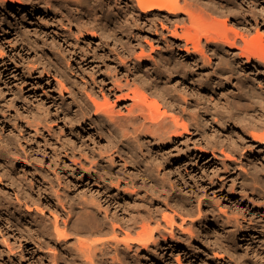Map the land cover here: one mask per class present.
I'll return each mask as SVG.
<instances>
[{
  "label": "rangeland",
  "instance_id": "obj_1",
  "mask_svg": "<svg viewBox=\"0 0 264 264\" xmlns=\"http://www.w3.org/2000/svg\"><path fill=\"white\" fill-rule=\"evenodd\" d=\"M45 1L48 2L47 4H49V2L51 3V4H49V7L50 6L52 7L53 3L56 4L55 0H50V1L49 0H21V2L24 4H22V6H17V7L12 8V9L11 8L8 9V8H5L2 5H0V48L3 50V52L5 54L4 57H1V55H0V60L3 59L4 61H6L5 64H8L11 67V73H10L11 75H8V73H6L5 77H3L4 80L7 79L8 85H5L4 81H0V137H1L0 138L1 139L0 140V146H1L0 149L4 150V152L6 153V154H3L4 152L1 150L2 153L0 155V156H2V157H0V165H1L0 166V181H1L0 182V205H1L0 206L1 207L0 208V264H50V263L52 264L51 259L54 256L57 257V260L59 258L58 261H60V262L57 261L58 262L57 264H64V262H65V264H67V263L71 264L72 263V259H71L72 253H73V251H75L74 249L77 245V242H76L77 238H75L74 236L79 237L81 235L80 237L83 238V236H82L83 233L78 235L76 233L71 232L73 235L71 234V239L68 241L66 246L65 245H59L57 243V240L55 239V234H53L54 233L53 224L55 225V221H54L55 218L53 217L52 214L55 211V209L53 208V204L55 202H56L55 204H58V202L54 198L55 196H49V195H52V193L55 194V190H57L56 191L57 194L60 193V195L63 196L64 199H67L66 200L67 202L70 200V204H74V205L78 204L79 206L76 205V207H81L80 204L83 205V198H84L83 194H84L85 198H88V199L91 197V195H95L94 197H91V198L92 199L93 198H99L100 199V197L102 196L101 198L103 200H105L106 199L105 193H106V191H108V190H105L104 188L100 187L102 185L93 182V180L88 176H86V178L83 181V178H82L83 177V170L81 171V169H79V171H77L75 173L68 171L69 169L66 167V165L68 162H69V164H71V160H66V159L64 160L63 159L64 158L63 157L64 156L63 149L62 150L60 149V147L62 148V146H60L62 144L61 141H57L56 138L50 137V135L46 131H43L44 133L42 132L40 134L43 136L37 135V133L34 132L35 131L34 127H33L34 123L31 120L34 115L37 116V115L42 114L41 112H43V113L45 112V114L48 112L49 117H48V113L46 115L43 114L42 116H43V118L46 117V119L49 121H52L51 120L52 118H50L52 116L55 118H58L60 116L62 117L63 115L62 114L60 115L61 110L59 112L55 113L56 108L52 109L50 106H48L49 104H48L47 95H49L50 92H55L56 95L58 94V91L56 92V89H57V86H56L57 82H55L56 80L49 82L48 79L43 77L42 78V80H43L42 85H38L37 91L35 93L34 92L31 93V90L29 88L24 89V86H26V85H24V83H25V79H27V76L26 77L23 76V78H22V75L26 73V71L28 70V67L33 65V64H36V63H37V65L40 64L42 67L49 66L47 64H49L50 57H52L55 54L57 55L59 52L67 51L70 48V45H68L69 42L72 41V39L75 40L76 39L75 36H78L81 38L80 41L82 42L81 45H82L83 50H86V51L89 50L90 55H92V56H97V54L100 55V56H97V58L94 57V59L98 63V64L97 63H95V64L98 66H101V67L104 65H109V62L107 64L102 65L101 60H102V57H104V56L109 55L107 60H112L117 55L124 56V58H125L126 57L125 54L127 53L128 55L127 54L126 55L128 56V58L127 57L126 58H127V60H129L131 58V56H133L134 54H138L137 52H139V50L142 49L141 47H143V46H144L143 47L144 49L147 48L146 50L150 51V53L148 52L149 54H152L153 56H155L157 58L160 55H162V56L164 55V57L165 56L168 57V56H173V54L174 55L177 54L179 56L177 57L176 60L179 59L178 62H180V63L182 62L184 64L188 60H191L189 58H186V56H187L186 52H180L179 50L177 51V49H175V47L177 46V43L179 44L182 41H177V43H176V41L172 38L171 34L168 31H167V33H166V31L162 33V28H161L160 24H158V26L161 29V31L159 30L161 33L159 31H155V29H153L152 27L150 28V26H145L143 24L141 25L142 28H140L141 26H137V27H133L134 29L133 28L127 29V27L125 26L126 22H122V20L116 21L119 18V16L117 15L119 9L123 10L122 8H123V6H125V4L122 3L121 0H118L119 2L117 0H101V1H99V0L98 1L97 0H86L85 5L83 4V7L71 5L70 6L71 8L75 7L73 9L75 12H77V13L79 12L80 15L82 14L83 21H84L83 27L87 26V28L85 27L86 29H89V28L93 29L94 28L93 30L92 29L91 30L95 31V32H89L90 34L87 32H83V35L82 34L78 35V33H77L78 25L74 24V25L69 26L68 22L64 19L63 13L64 14L67 13L66 9L65 10L61 9V11L59 9L57 10V8H55V6H54L55 4H53V6H54L53 9H55L56 10L55 11V10L49 8L48 5H46ZM202 1L200 0L199 1L200 3H197V4H196V2H194L196 4L195 8L198 7V8H201L200 10H202V8L206 7L204 5V3H207V0H204L205 1V2L203 1L204 3ZM215 2H216L215 4L216 5L218 4L219 7L218 6L216 7V5H215V6H213L215 8H210V9L204 8L205 10L203 9V13H202V11L201 12L198 11V12H200V14L202 13L201 14L202 16H205V13L207 14L205 16L206 21H204L205 19L204 20L202 19V20L208 26L212 24L211 26H209L211 28H212L213 24H215V23H213L215 21V19H218L221 21L222 20L227 21L226 27H225L224 23L222 24L223 26L221 25V27H218V25H220V24H217V26H215V25L213 26V27H215L214 30L210 29L211 31H214L215 33L218 34L220 31L225 29L224 33L230 32L232 35L235 32H237V33H240L238 35H240V36L244 35V37H246L245 36V34H246L247 35L246 39L249 40L250 38H252V42H253V38H256V42H254L255 44L258 43V40L260 38H262V36L264 38V12H263L264 11V0H218V2L216 0ZM41 3H42V5H41ZM97 3H98V5H97ZM201 3L204 5V7H202L203 5H198ZM62 7L65 8L66 6L63 4ZM110 7H111V9H110ZM87 8H88V10H87ZM105 8L106 9L109 8V9H107V12H106ZM77 9H78V11H77ZM204 11H205V13H204ZM88 16L89 17L91 16L90 19ZM182 16L184 17V15H182ZM95 19H96V21H95ZM113 20H114V22H113ZM104 23H105L106 27L104 26ZM120 23H122V24H120ZM201 23H202V21H201ZM216 23H218V22H216ZM123 24H124V26H123ZM64 25H66V26H64ZM118 25H120V26H118ZM202 25H203V23L201 25H199V27L203 28L206 26V25H204V26H202ZM208 26H207V28H209ZM64 27L67 30L66 33L62 32ZM122 27L125 30L121 29ZM216 27H218L217 30H216ZM95 28H96V30H95ZM219 28L220 29L222 28V29L220 30ZM103 30H104V32H103ZM113 30H114V32H113ZM123 31L124 32L127 31V32L124 33ZM106 32H107V34H106ZM257 32H261L262 35L258 34ZM92 33H96V36L92 35ZM115 33H117V34L115 35ZM66 34H69V35H66ZM70 34L72 35V37H70L71 36ZM105 34H106V37H105ZM146 34H147V37H146ZM167 34H168V36H167ZM220 34H222V33L220 32L219 35ZM236 34L233 37L240 38V36H237ZM110 35H111V37H110ZM162 35H164L165 37ZM256 35L257 36L259 35V36L255 37ZM126 36H127V38H126ZM160 36H162V37H160ZM163 38H166V39H163ZM120 39H122V40H120ZM124 39H126V42ZM136 40L140 43H138ZM148 40H151V41H148ZM254 41H255V39H254ZM119 42L120 43L125 42V43L122 46ZM149 42L152 43L154 45V47L147 44ZM126 43L129 45L133 44L132 45L133 47L137 46V47H135V51L133 50L132 52H130V51L126 50L124 48V45ZM164 43H165V45H164ZM137 44L139 45V47ZM166 44H167V46H166ZM95 45H97L98 47ZM258 45H260V44L258 43ZM222 46L220 48L215 47L213 42H212L211 45L208 46L210 48H208L206 46L204 47L205 52L206 53L208 52L207 55L211 56L210 59L212 61L210 60V62L207 59H206L207 61L202 62L203 60L199 58L200 55H197L198 58H196V65L197 66H196V72L195 73L198 74V76H197V79H198L197 84L198 85L195 84V88L200 91L197 94L194 93V92H196V91H194L196 89L190 88V86L188 87L187 84H190V81H188V77L180 75L182 73H179L178 75H172V77L169 78V80H168L169 82L165 80L167 82V84L170 85V87H171V88L169 87L170 91L171 92L173 91L172 93H174L176 95H179V92H180V94H182V93L183 94H187V93L188 94H194L195 99H198V101L201 102V100H204L202 98H205V97L207 98V97H209V94H210V96L212 98L214 97L216 99L215 100L216 104L214 103L212 105L213 107H216L217 104L219 106L220 103L223 105L225 104V106L220 105L219 106L220 108H218L219 112L221 113L219 116L220 117V119H219L220 124L215 122L212 119L213 116H211V115L213 113L206 115L205 114L206 110H204L203 105H202V107L199 106V102H198L197 107H201V108L200 109L197 108V109H199V111L202 113V115L204 113V115H205L204 118H207V120H209V121H206V120L203 121L205 123L208 122L207 123L208 125H205V123H202L203 126L201 124V128L202 127L203 128L202 129L199 128V130H200L199 133H197V134L195 133V136L193 138L196 141L194 139H192L190 141V135H186V138L185 137L184 138L188 139V140H185L184 138L182 140L181 139L177 140V141L175 140L174 143L172 142L168 146H163V147L157 146L158 144L153 142L152 143L153 147L151 148V150L149 152H147L146 157L149 160L151 159V161H154V162L156 161V163L158 165L156 167H158V168L154 167L155 170H153V171H155V172H153V171L150 172V174L147 175L148 177L146 175H144V177L142 175H140V170L138 169L139 167L137 165H134L133 163H129V164H127L129 168L126 169L125 167H122V166H124V162L122 160H119V158H116L115 163H114V167H115V165H116V167L114 170H116V172H118V169H119V171L122 170V172L124 173V174L121 173V175H120L121 176L120 185L121 186L125 185V188L123 186L124 189H121L122 187L120 186L121 188L119 191L117 189H110V191H112L113 194L116 195L117 199H119L123 202L120 205L121 207L118 208V210H117L120 215H124L125 213H127L129 206L130 207L140 206L141 211H143V209H145V208L157 209V208H161V206H162L161 214L165 213V212L167 213V211H168V213H172V212H175L176 214L180 213L179 216L185 217V219L187 221V222L185 221L186 228H190L193 224L192 222L199 220V218H198L199 217V215H198L199 210L198 209H200L202 211V214L206 215L209 219H211L212 222H213V219H215V218L216 219L218 218L220 220V222L218 223L219 225L222 224L223 222H225L227 225V231H228V233L229 232L230 233L224 234L225 230H223L222 227H218V226L216 227V225H214L215 222L212 223L210 221L209 224H205V223H202V224L198 223L197 224L196 223L195 224L196 228L194 226H192L194 228V229L193 228L192 229H193V235L195 237L194 236L191 237L190 233H187V235L184 233L185 236L183 235V238L185 240H187L186 238L190 239V237H191V239H193L192 240L193 243L191 242L192 243L191 247L199 248L202 251L201 253H198L195 256H191L189 254L187 255V253H186V252H188L187 247H184V245H178V244L171 245L172 246L171 247V246H169L171 242L168 241L167 243H162L159 247H154L153 248L154 250H151L150 253L140 254V256L137 259V260H139V262L137 261L136 264H138V263L139 264H228L229 262H230L229 264H231L233 261H234L233 263L236 264L237 263V262H235L236 260L232 259V257H233L232 251L235 252L236 255L239 256L240 260H243V261H240L241 263L239 262L240 264H245L246 262H247L246 264H251V263L253 264L254 261H256V260L258 261V258L261 255V254H258L259 256L257 257L256 256L257 252L262 253L264 256V253H263L264 247L262 248V241H263L262 239H264V225H263L264 220H260V217L264 219V187H263L264 186V146H263V143L253 142L252 140H250V139H252L251 137H246V135L242 132L243 130L240 129L242 127H236L231 122H226V120H225V124H223L224 121L221 122L222 117L225 119H228V120L231 119L229 117V116L233 117L232 114H230L231 112H233L234 117H236L237 114L239 117H241V120H242L241 123L246 124V122H249L250 119L249 118L245 119L244 114L240 113L239 106L237 105L238 104L237 100H238L239 96L236 93H239L238 90H240V89H238L240 86L238 84H240V83H238L237 80L240 78H244V79H247V81L254 82L252 84L255 87L257 85L256 88L264 96V74H263L264 73V65H261V64L256 63V62L247 63V61L244 60V58H240L239 56L236 57V55H234L235 52H237V51L232 53V50H230L227 47V45L223 44ZM92 47H93V49H92ZM169 47H171V48H169ZM138 48H140V49H138ZM154 48L156 50L153 51ZM223 48H224V50L226 49V51H224ZM212 49H214V50H212ZM110 50H111V53H110ZM146 50H145V52L147 54ZM227 50H229V51H227ZM93 51H95L96 53L94 54ZM116 51L119 54L116 53ZM211 51L213 52L212 54H211ZM215 52H217V53H215ZM226 52H229V53L227 54ZM130 54H132V55H130ZM129 55H130V58H129ZM181 55H183L185 58L183 56L181 57ZM223 55H224V57H223ZM217 56L218 57L221 56V58L218 59ZM231 57H232V59H231ZM226 58H227V60H226ZM91 59H93V57L90 58V61H91ZM185 59H186V61H185ZM222 59L224 62L232 65V66L229 65V67H228V64H226L227 68H229V70L226 69V71H223L221 69V67L219 66L218 63ZM216 60H218V61L216 62ZM228 60H230V62H232L233 64H231ZM194 61L195 60H192V62H194ZM0 63L2 64L3 62H0ZM145 63L146 62H144V64ZM95 64H93L91 67L94 69L93 72H95L96 69L97 70L99 69V67H97V68L95 67L96 66ZM112 64H113V66H112ZM130 64L132 66V62H130ZM115 65L116 64H114V63H110V65H109L112 67V68L110 67L109 70L110 71L114 70V72L116 73L115 74L114 72H112V75L118 74V76H119L120 74H122L120 76H124L123 73L126 74V71L121 70L119 68H118L119 70L115 69L116 68ZM207 65H209L210 68ZM134 66L135 65L133 63L132 68ZM144 67L147 68V67H149V65L145 64ZM230 67H231V70H230ZM89 68L90 67H87L86 69L83 70L84 72H81L78 67L77 68L75 67V69L71 73L73 80L75 79L77 81H81L83 79V82H85L86 81L85 79L88 78L87 81L88 80L90 81L89 77L92 76L94 73L92 72L93 69L90 68V70H89ZM104 69L105 68H103L102 70H104ZM90 71L92 72V75H91ZM134 71H135V69H134ZM206 71H207V73H206ZM212 71H214V72L216 71V72L214 73ZM88 73H90L89 76H88ZM99 73H100V71L97 72V75H99ZM218 73H220V75ZM228 73H229V76L231 75L230 77L232 79V83H231L232 85L231 84L229 85V83L217 85V82H218L217 77H222V78L229 77L226 75ZM234 73H235L236 77H235ZM7 77H12V78H7ZM101 78L102 77H100V79ZM200 78L201 79L204 78L205 79L204 81L208 82L207 85H209V86L211 85V86L210 87H203L202 85H199L200 84L199 80H201ZM159 82H160V84H162V86H164V82H161V81H159ZM258 82L259 83L262 82V83L259 84ZM171 83H172V85H171ZM236 84L238 87L236 86ZM133 86L135 87V85H133ZM260 86L262 88H260ZM179 90H181V91H179ZM187 90L190 92H188ZM213 90H214V92H213ZM235 90L237 92H235ZM153 91L154 90L149 91V89H148L149 93H152ZM221 91H223V92H221ZM224 91H225V95H224ZM233 91H234V93H233ZM184 92H187V93H184ZM153 94L154 95H151V96L154 97L156 93L153 92ZM157 94H156V98L159 99L161 103H163L162 106L164 108H167L168 103H167L166 99L162 98L160 96V98L162 99L161 100L159 98V94H158V97H157ZM199 94L202 95L203 97L202 96L200 97ZM196 95L197 96L199 95V97H197ZM230 97H232V98H230ZM163 99H164V101H163ZM64 101H65L66 106H69L71 108V110H70L71 113L75 112L78 109V108H75L72 104H69L70 101L68 100V98H64ZM164 102H166V103L164 104ZM229 104L231 105V108H229ZM164 105H166L167 107H165ZM118 107L121 108L122 106L121 107L118 106ZM118 107H117V109H118ZM223 107H226V108H223ZM38 108H41V110ZM48 109L49 110L52 109L51 111L53 113L51 111L49 112ZM167 109H169V108H167ZM234 109L237 111H234ZM42 110H44V111H42ZM224 110H227V111H224ZM37 111H40V112H37ZM169 111H172V110L169 109ZM216 111L217 110H215V112ZM222 112L223 113L226 112V113L223 114ZM259 114H260V112H259ZM238 116L236 117L237 119L236 118L235 119L237 121H241ZM49 121H47V122H49ZM58 124H59V126L57 128H60L61 121H59ZM211 124H213V125H211ZM221 124H223V126ZM29 125H31V126H29ZM85 128H86L85 131H88L90 129L89 126H87ZM261 128H263V126ZM261 128H259V129L264 130V128L263 129H261ZM83 129L84 128H82L81 132H83ZM238 129H240V130H238ZM230 130H231V132H230ZM260 130H257L255 132H259V133L262 132ZM204 131L207 133V136H206V133ZM215 131H216V133H215ZM67 132H68V136H70L71 133L69 131H67ZM34 133H36V134H34ZM200 133H202V134H200ZM88 134L89 133L85 132V135L87 137L86 136L82 137V139L71 137L72 141L75 140L74 143L76 142V144H75L76 148L74 146V148H75L74 150H76V151H74L72 158L78 157L76 159L78 162L80 161V165H79L80 167L82 164H84V165L86 164V166L87 165L89 166L90 165L89 161H90V159L92 161L94 156L95 157L97 156L96 158H94L96 161L101 160L102 156L99 155V153L104 151L103 149L106 147L105 145L107 144L106 139L104 137H101V138L99 137L100 134H97V133H95L94 135L89 134V136H88ZM203 134L205 136H202ZM218 134H220L222 136H220ZM228 134H229V136H228ZM90 135H91V137H90ZM198 135H199V137H198ZM208 135H210V137H208ZM233 135H234V137H233ZM241 135H242V137H241ZM244 136L246 137V139ZM88 137L91 139H89ZM43 138L44 139L47 138L49 141L47 139H46L47 140L46 141ZM64 139H65V137H64ZM67 140H68V138H67ZM67 140H66V142H67ZM183 140H184V142H183ZM221 140H225V141H221ZM234 140L240 144V145H238L236 143L237 146H239V147L241 146V148L237 147V148H239V150H238L239 152L235 151L237 149L233 148L234 146H232L231 141L233 142ZM38 141H40V142H38ZM1 142H3V144L5 142H7L8 144L10 143V144L7 145V143H6L3 145ZM58 142H60V143H58ZM86 142L88 145L86 144ZM248 142H249V145H248ZM56 143H57V145H56ZM78 144H81V145H78ZM194 144H195V146H194ZM191 145L194 147H192ZM200 145H201V148L203 150H206L208 152L207 154L201 153V151L199 150ZM243 145L245 147V150H244ZM77 146H79V147H77ZM81 146H83V149H81L82 148ZM57 147H58V150H57ZM85 147H86V149H85ZM88 147H90L93 151H95V153H93L91 149H88ZM188 147H190L191 149ZM210 147H212L214 150ZM229 147H232V148L229 149ZM248 147H249V149H248ZM11 148H12V150H11ZM5 149H7V150L5 151ZM77 149H80V151ZM158 149H159V151H158ZM182 149H185V150L183 151ZM224 149H226L225 152H223ZM240 149H241V151H240ZM10 150L12 153L10 152ZM99 150H101V152ZM231 150H232V152H231ZM242 150H244V151H242ZM53 151H55V152H53ZM56 151H57V153H56ZM85 151H87L86 157H89L90 159L88 158L86 160V158H84V156L86 155ZM88 151L89 152L91 151L90 154ZM168 151H169V153H168ZM229 151H230V153H229ZM212 152L215 153L216 156L214 154H212ZM91 153L93 154V156ZM148 153L153 157V159ZM166 153H167V155L168 154L172 155V157L173 156H180V157H177V159H175L174 161H171V163L169 162L171 164L170 165L168 162L164 163V161H165L164 159L167 158ZM225 153L228 155H232L234 153L233 156H231V157H234V155H235L234 158L238 157V158H240V160L237 158L238 160L236 162L232 161V160H234V158L228 159V155H225ZM237 153L239 154V156ZM242 153L245 154L243 157L241 156ZM25 154L27 156H25ZM82 154H83V157H82ZM88 154H89V156H88ZM153 154L155 156L158 155L157 156L158 158L157 157L155 158V156H153ZM161 154L162 155L165 154L166 156H164V155L161 156ZM19 155L20 156L22 155V159L19 157ZM190 155H191V159H189ZM98 156L100 158H98ZM16 157H17V159H16ZM28 157L30 160L28 159ZM164 157H166V158H164ZM245 157H247V158H245ZM50 158H52V159H50ZM61 159L66 164H64V163L61 164ZM159 159H160V162L162 161L161 163L159 162ZM25 160L28 163H26ZM55 160H56V162H55ZM149 160H146V161H149ZM116 161H117V164H116ZM118 161L121 163H119ZM190 161L193 163H191ZM229 162H233L234 166H233V164H230ZM240 162L241 163L243 162V163L241 164ZM222 163L223 164L225 163V164L222 165ZM253 163H254L255 167L253 166ZM61 165H62V168L61 167L59 168V166H61ZM18 166L20 168H18ZM63 166H65V168ZM230 166H232L233 168ZM252 166H253V168H252ZM8 167H9V170H7ZM124 168L126 171L125 170L123 171ZM244 168H246V170ZM52 170H54V171L52 172ZM127 170L128 171L130 170L129 173ZM244 170H245V172H244ZM248 170L251 171L252 175L255 178L257 177L256 179L257 180L259 179V181L256 180V183L255 182L250 183L251 185L246 183L247 184L246 185L245 181L243 179H245L246 174L249 173ZM41 171H43V172H41ZM44 171H46V172H44ZM62 171L63 172L65 171V172L62 173ZM24 172H25V174L23 175ZM40 172L44 173V174H42L43 176H45L44 178L51 179V180L53 179V181H54L53 186H49V185L46 186L43 184L41 177H39ZM54 172H56V173H54ZM125 172H127V173L125 174ZM133 172L137 175H135ZM255 172L256 173L258 172V173L256 174ZM18 173H19V175H18ZM191 173H194L195 175L191 174ZM13 174H15V177H18V178L21 175V179H19L18 181L21 180L20 182H22V183H16L13 179V177H14ZM56 174H57V177H56ZM59 174H61V175H59ZM127 174H130L131 177H130V175H127ZM151 175L153 176V178ZM138 176H140L141 178ZM61 178L63 179V181ZM22 179L24 180V182ZM110 179L111 180L113 179V181L115 180L114 182H116L118 180L117 178H110ZM134 179H136L135 182H134ZM142 179H144L143 180L144 183L141 181ZM58 180H60V182ZM125 180L126 181L130 180V182H125ZM146 180H147L148 184L145 183ZM132 181H133V183H131ZM134 183H139V184H141V186L139 187L138 184L136 185ZM158 183H159V185H158ZM6 184H8L9 186ZM16 184H17V186H15ZM20 184L21 185L23 184V185L21 186ZM36 184L37 185L39 184V185L37 186ZM128 184L130 185L129 186L130 188L127 187ZM131 184H133V185L131 186ZM155 184H157V185H155ZM254 184H257V185L259 184L258 185L259 188L261 187V189H263L262 194H260L261 191L254 189V188H256ZM142 185H143V187H142ZM20 186H21V188H20ZM44 186L48 187V191H50V192H48L46 190V187H44ZM136 187H138V188H136ZM12 188H14V189H12ZM126 188H128L130 190L128 193L125 194ZM131 188H133V189H131ZM134 189H135V191H134ZM131 190H133V191H131ZM93 191H94V194H93ZM96 191H98V192L101 191V192L98 194V192H96ZM134 192H135V194H134ZM25 193H29L30 196H32L31 197L32 199H30V200H34L33 202H35V201L38 202V206H39V208L42 207L43 212H40L42 210H39V209H38L39 211L37 210L38 212H36V208H38V207L35 208V205H37V204L36 203L34 204L33 202L30 203L31 201L27 197H25ZM137 195H138V197H137ZM173 195H174V197H173ZM65 196H67V198ZM103 196H105V197H103ZM18 197H19V199H17ZM133 198H135V199L133 200ZM166 198H168V199H166ZM21 199L23 202L21 201ZM9 200H11V201L13 200V201L11 202ZM18 200H20V201H18ZM48 200L49 201L52 200L51 201L52 203L49 202ZM125 200H126V204L124 202ZM127 200H128V203H127ZM129 200L131 203L132 202H134V203L131 204L129 202ZM199 200L200 201L203 200V203L201 204V206H198ZM160 201H162V202H160ZM174 201H177L176 202L177 204ZM3 202H4V204H2ZM40 202L44 206H42L40 204ZM172 202L176 205H174ZM28 203H29V206L31 205L30 208L35 209L34 210L35 214H37V215H35L33 213V217L30 216V218L27 215V211H28L27 207H29ZM135 203L136 204L138 203V204L136 205ZM168 203H171L172 206H171V204H168ZM103 204H106V203L104 202ZM106 205H105V207H106ZM123 205H124V207H123ZM125 205H127V206L125 207ZM165 207H166V209H165ZM169 207L170 208L173 207V209H175V210L173 211V209H170ZM122 208H124V209H122ZM3 209H4V211H3ZM110 209H112L113 212L115 211L114 210L115 208L112 206ZM129 209H131L130 211H132V208H129ZM5 210H6V212H5ZM8 210L11 213H9ZM49 210H51V211H49ZM13 212L15 215H13ZM44 212H45V214H44ZM16 213H17V215H16ZM42 213H43V215H42ZM38 214L42 215V217H40ZM66 214H67L66 211H63V214L60 216V221L63 219L62 217L66 218ZM179 216H177L178 222L181 221V218ZM188 216H189V219L187 218ZM33 218H34V220H32ZM40 218H41V220H40ZM24 219L25 220L27 219V220L25 221ZM38 219L42 224L38 221ZM222 220H223V222H222ZM26 224H28V225H26ZM61 224H62V222H61ZM24 225H25V227H24ZM32 228H34V229H32ZM40 228H42V229H40ZM30 230H32V231H30ZM51 231H53V233ZM181 231L182 230H180L178 227H175V230H174L175 234L182 235ZM49 232L52 234H49ZM221 233H222V237H221L222 239L221 238L219 239V237L221 236ZM209 234L210 235L212 234V235L210 236ZM217 234H220V235H217ZM165 235L168 236L169 233L167 232V233H165ZM188 235H190V236H188ZM215 235L217 236V238ZM223 235H225V236L223 237ZM229 235H231V236H229ZM53 236H54V239L52 238ZM229 238L231 239V241L229 240ZM223 239H225V240H223ZM226 239L229 240L230 242H228ZM221 240L224 241L225 244H228V243L230 244V245L228 244L229 249H227L228 251H226L229 253L224 252V254H222V252L225 251L226 248L224 247L223 244H221ZM43 241L45 243H43ZM35 242H36V244H35ZM206 242L210 246L209 252L208 251L205 252V245L204 244ZM38 243H39V245H38ZM74 243H75V246H74ZM216 243H218L219 246ZM263 243H264V241H263ZM47 244H49V245H47ZM212 245H215L214 246L215 250L213 249L214 247H212ZM220 245H222V246H220ZM38 247L40 249H38ZM57 247H58V249H56ZM50 248H54V250L52 249V252H50L51 251ZM222 248H225V249H222ZM10 249H12V252ZM64 249L68 250V251H65ZM72 249H73V251H72ZM230 250H231V252H230ZM53 251H54V253H53ZM56 251H58L61 254H59L58 252L56 253ZM162 251H163V253H162ZM67 252H68V254H67ZM214 252H217V253H214ZM12 253H14V254H12ZM55 253L57 255H60V256L62 255V256L61 257L57 256ZM219 253H221V254H219ZM230 253H231V255H230ZM145 254L148 256H146ZM213 254L214 255L219 254V255L217 257L216 255L214 256ZM64 255H65V258L63 257ZM255 256H256V259H255ZM220 257H221V259H220ZM223 257H225V258H223Z\"/></svg>",
  "mask_w": 264,
  "mask_h": 264
},
{
  "label": "bare ground",
  "instance_id": "obj_2",
  "mask_svg": "<svg viewBox=\"0 0 264 264\" xmlns=\"http://www.w3.org/2000/svg\"><path fill=\"white\" fill-rule=\"evenodd\" d=\"M50 1V0H49ZM56 4L55 8H57V10L59 9L61 11V9H66L67 13H63V17L64 19L68 22V25H78V35L82 34L83 32H95L92 31V28L86 29L87 26L83 27V16L82 14L80 15L79 12H75L73 9L75 8H71L70 6H82L83 4L85 5L86 0H55ZM98 1V0H97ZM101 1V0H99ZM118 1V0H117ZM122 3L125 4V6H123V10L118 11V16L119 18L116 21H121L122 22H126L125 26L128 28H133V27H137V26H141L142 24L145 26H150V28L152 27L153 29H155V31H161V29L159 28L158 24L161 25L162 28V33L167 31L171 34L172 38L176 41H182L179 44L177 43V46L175 47V49H177V51L179 50L180 52H186L187 56L186 58H189L191 60H188L186 63H180L178 62L177 57L179 55L177 54H173V56H168V57H164V55H160L158 58L153 56L152 54H149L150 51H147V48H143L139 50V52H137L138 54H134L133 56H131L130 58V54L129 55V60H127L128 58V54L126 55L125 53V57L124 56H119L117 55L116 57H114V59L112 60H107L109 55H106L104 57H102V65L107 64L109 62L110 63H114L116 64V68L115 69H121V70H125L126 74L123 73L124 76H120L122 74H120L118 76L117 75H112L113 71H110L109 68L111 66L109 65H104V66H98L95 63H97V61H95L94 57L97 58V56H100L97 54V56H92L90 55L89 50H83L82 45H81V41H80V37L75 36V40L72 39V41L69 42L68 45H70V48L65 51V52H59L57 55H53L52 57H50V61H49V66H44L42 67L40 64L37 65L33 64L31 66L28 67V70L26 71L25 74L22 75L26 77L27 79H25V83L24 85V89L25 88H29L32 92H36L37 91V87L38 85H42V78H46L49 80V82H52L53 80H56L55 82H57V89L56 92L58 91V94L56 95L55 92H50L49 95H47L48 97V106H50L52 109H55V113L60 112V115L62 114L63 116L55 118V117H50L52 118V121H49L45 118H43V114H45V112H41L42 114L40 115H34L32 117V121L34 123L33 127H34V132L37 133V135H40L43 131H46L50 137H54L57 139V141H61L62 144L60 146H62V148L60 147V149H63V153H64V160H71V164H69V162L67 163L66 167L69 169L68 171H71L73 173L79 171V169H81V171L83 170V181L86 178V176L90 177L93 182L100 184L102 186V188H104L106 191L105 195H106V199L103 200L101 197L99 198H91L94 197L95 195H91V197L85 198L84 194H83V205L80 204L81 207H76V205L74 204H70V200L67 202V199H64L63 196L59 194H57V190H55V194L52 193V195L49 196H55L54 198L56 199V201L58 202V204H53V208L55 209V211L53 212V217L55 218V225L53 224V231H51L53 234H55V239L57 240V243L59 245H67L68 241L71 239V232L76 233V234H81L83 233V238L76 237L77 238V245L75 247V251H73L72 253V263L71 264H136L137 261L139 262L138 257L140 256V254L143 253H150L151 250H154V247H159L162 243H167L168 241L171 242L169 246L174 245V244H178V245H184V247H187L188 252L187 255H191V256H195L198 253H201L202 251L199 248H193L191 247L192 245V240L191 237H193V227H195V224L197 223H205V224H209V222L211 221V219H209L206 215L202 214V211L200 209L199 210V220H196L194 222H192V226L190 228H186L185 226V217H181L179 216V214H176L175 212L172 213H162L161 214V208H157V209H151V208H145L143 209V211L140 210V206H133V207H128V212L125 213L124 215H120L119 212L117 211L118 208H120L121 203H123L121 200L117 199L116 195L113 194L112 191H110V189H117L118 191L121 189L125 188V185H120V178H121V173L122 170L118 172H116L115 167H114V163L116 158H119V160H122L124 162V166L126 169H128V165L129 163H133L134 165H137L140 170V175H142L144 177V175H149L150 172H152L154 169V167L158 166L156 161H151V159L149 160L146 155L147 152H149L151 150L152 143H157V146H168L170 145V143H174V141L176 140H182L184 137L186 138V135H190V141L192 139H194L193 137L195 136V133H199V128H201V124L205 123L203 121H209L207 120V118H204L205 115L199 111V109L202 107L204 110H206L205 114L209 115L212 114L211 116L212 119L219 123V119H220V112L218 110V108H220L219 106H225V104H221L218 106V104L216 105V107H213L212 105L215 103V98L211 97L209 94V97H205L202 98L204 100H201V102L198 101V99H195V95L194 94H180L176 95L174 93H172L170 91V85L167 84L166 81L169 80V78L172 77V75H178L179 73H182L180 75H183L185 77H188V81H190V84H187L188 87L190 86V88H195V84H197L198 79L197 76L198 74H196V58H198L197 55H200V59H202V62L205 61H209L210 62V57L208 56L207 53L205 52L204 47H208L209 45H211V43L213 42L215 47H221L223 44L227 45V47L232 50V53L235 52L234 55L239 56L240 58H244V60L247 61V63H252V62H256L259 63L261 65H264V38L262 36V38H258V43L260 45H258V43H254L256 42V38H253V42H252V38H250L249 40L246 39L247 35L245 34L246 37L240 36L235 32L233 35L230 33H224L225 29H223L222 31H220L222 34L219 35V33H215L214 31H211L210 29L214 30L215 27H213L214 25L218 27H221V25L224 23L225 27L227 25V21H221L218 19H215V21L213 23L212 28L209 27L211 25H206V23L204 21H206V13L205 16H202L201 14L203 13V9L207 8H215L213 6H215L216 4V0H207V3H204L202 0V2L204 3V5L206 7H204V5L198 4V5H203L202 10H200L201 8H195L197 3H200V0H121ZM120 1V2H121ZM27 2V1H26ZM38 2V1H37ZM46 2V1H45ZM52 2V1H51ZM104 2V1H103ZM119 2V1H118ZM196 2V4L194 3ZM218 2V0H217ZM48 2H46V5L51 4L49 2V4H47ZM94 3V2H93ZM115 3V2H114ZM21 0H0V5H2L5 8H15L17 6H22ZM53 4L52 7L50 6L49 8L53 9ZM63 4L66 6L65 8L62 7ZM91 4V3H90ZM106 4V3H105ZM42 5V3H41ZM44 5V4H43ZM96 5V4H95ZM98 5V3H97ZM117 5V4H116ZM197 5V6H198ZM59 6V7H58ZM89 6V5H88ZM102 6V5H101ZM109 6V5H108ZM111 6V5H110ZM218 6V4L216 5V7ZM44 7V6H43ZM87 7V6H86ZM104 7V6H103ZM107 7V6H106ZM200 7V6H199ZM219 7V6H218ZM78 8V7H77ZM81 8V7H80ZM19 9V8H18ZM45 9V8H44ZM85 9V8H84ZM102 9V8H101ZM106 9V8H105ZM109 9V8H107ZM106 9V12H107ZM111 9V7H110ZM198 9V10H197ZM220 9V8H219ZM223 9V8H222ZM47 10V9H46ZM55 10V9H53ZM76 10V9H75ZM88 10V8H87ZM86 10V11H87ZM95 10V9H94ZM205 10V9H204ZM221 10V9H220ZM56 11V10H55ZM78 11V9H77ZM80 11V10H79ZM104 11V10H103ZM111 11V10H110ZM198 11H202V13L200 14V12ZM219 11V10H218ZM210 12V11H209ZM212 12V11H211ZM264 12V11H263ZM93 13V12H92ZM97 13V12H96ZM102 13V12H101ZM113 13V12H112ZM116 13V12H115ZM52 14V13H51ZM99 14V13H98ZM107 14V13H106ZM105 14V15H106ZM55 15V14H54ZM87 15V14H86ZM90 15V14H89ZM111 15V14H110ZM184 15V17L182 16ZM89 17V16H88ZM91 17V16H90ZM89 17V19H90ZM94 17V16H93ZM99 17V16H98ZM202 17V18H201ZM205 17V18H204ZM109 18V17H108ZM259 18V17H258ZM201 19V20H200ZM204 21H203V20ZM57 20V19H56ZM60 20V19H59ZM82 20V21H81ZM92 20V19H91ZM100 20V19H99ZM115 20V19H114ZM113 20V22H114ZM62 21V20H61ZM86 21V20H85ZM96 21V19H95ZM115 21V22H116ZM204 25H206L205 27H199V25H201L202 23ZM63 22V21H62ZM65 22V21H64ZM90 22V21H89ZM102 22V21H101ZM201 24H200V23ZM218 22V23H216ZM66 23V22H65ZM86 23V22H85ZM88 23V22H87ZM94 23V22H93ZM57 24V23H56ZM61 24V23H60ZM64 24V23H63ZM62 24V25H63ZM100 24V23H99ZM122 24V23H120ZM59 25V24H58ZM86 25V24H85ZM97 25V24H96ZM66 26V25H64ZM90 26V25H89ZM88 26V27H89ZM92 26V25H91ZM99 26V25H98ZM104 26L106 27L105 23ZM120 26V25H118ZM124 26V24H123ZM144 26V27H145ZM207 26L209 28H207ZM223 26V25H222ZM86 27V28H85ZM95 27V26H94ZM101 27V26H100ZM103 27V26H102ZM104 27V28H105ZM108 27V26H107ZM125 27V28H126ZM216 27V30L217 28ZM69 28V27H68ZM97 28V27H96ZM95 28V30H96ZM139 28V27H138ZM137 28V29H138ZM142 28V26L140 27ZM147 28V27H146ZM55 29V28H54ZM62 29V28H61ZM71 29V28H70ZM69 29V30H70ZM92 29V30H91ZM103 29V28H102ZM110 29V28H109ZM121 29H124L123 27ZM134 29V28H133ZM220 29V28H219ZM222 29V28H221ZM220 29V30H221ZM259 29V28H258ZM91 30V31H90ZM106 30V29H105ZM111 30V29H110ZM125 30V29H124ZM131 30V29H130ZM146 30V29H145ZM58 31V30H57ZM112 31V30H111ZM122 31V30H121ZM139 31V30H138ZM148 31V30H147ZM159 31V32H160ZM219 31V30H218ZM217 31V32H218ZM261 31V30H260ZM54 32V31H53ZM62 32L66 33L67 30L64 27ZM102 32V31H101ZM104 32V30H103ZM109 32V31H108ZM114 32V30H113ZM112 32V33H113ZM117 32V31H116ZM124 32V31H123ZM127 32V31H126ZM124 32V33H126ZM129 32V31H128ZM131 32V31H130ZM56 33V32H55ZM63 33V34H64ZM69 33V32H68ZM71 33V32H70ZM99 33V32H98ZM132 33V32H131ZM138 33V32H137ZM155 33V32H154ZM161 33V32H160ZM159 33V34H160ZM237 33V34H236ZM258 34H261V32H257ZM61 34V33H60ZM90 34V33H89ZM107 34V32H106ZM105 34V37H106ZM117 33H115L116 35ZM129 34V33H128ZM134 34V33H133ZM139 34V33H138ZM240 36V38L238 37H233L234 35ZM243 34V33H242ZM69 35V34H66ZM71 35V34H70ZM77 35V34H76ZM92 35L96 36V33H92ZM100 35V34H99ZM122 35V34H121ZM126 35V34H125ZM137 35V34H136ZM231 35V36H230ZM262 35V34H261ZM81 36V35H80ZM93 36V37H94ZM104 36V35H103ZM131 36V35H130ZM164 36V35H162ZM160 36V37H162ZM168 36V34H167ZM259 36V35H258ZM257 35L255 37H258ZM72 37V35L70 36ZM111 37V35H110ZM113 37V36H112ZM115 37V36H114ZM117 37V36H116ZM123 37V36H122ZM133 37V36H132ZM138 37V36H137ZM147 37V34H146ZM149 37V36H148ZM165 37V36H164ZM74 38V37H73ZM127 38V36H126ZM158 38V37H157ZM249 38V37H248ZM89 39V38H88ZM102 39V38H101ZM104 39V38H103ZM133 39V38H132ZM137 39V38H136ZM166 39V38H163ZM255 39V41H254ZM97 40V39H96ZM122 40V39H120ZM126 42V39H124ZM131 40V39H130ZM152 40V39H151ZM148 40V41H151ZM158 40V39H157ZM84 41V40H83ZM137 41V40H136ZM141 41V40H140ZM165 41V40H164ZM169 41V40H168ZM167 41V42H168ZM205 41V42H204ZM95 42V41H94ZM103 42V41H102ZM122 42V41H121ZM124 42V43H125ZM129 42V41H128ZM127 42V43H128ZM138 42V41H137ZM173 42V41H172ZM89 43V42H88ZM100 43V42H99ZM120 43V42H119ZM124 43H120L122 46ZM125 44L124 48L130 52H132L133 50L135 51V47H133L132 45L129 44ZM135 43V42H134ZM140 43V42H138ZM157 43V42H156ZM171 43V42H170ZM85 44V43H84ZM98 44V43H97ZM102 44V43H101ZM119 44V45H120ZM149 45H151L152 47H154V45L152 43H147ZM174 44V43H173ZM90 45V44H89ZM138 45V44H137ZM142 45V44H141ZM161 45V44H160ZM159 45V46H160ZM165 45V43H164ZM258 45V46H257ZM85 46V45H84ZM97 46V45H95ZM100 46V45H99ZM121 46V47H122ZM150 46V47H151ZM167 46V44H166ZM175 46V45H174ZM89 47V46H88ZM98 47V46H97ZM139 47V45H138ZM223 47V46H222ZM86 48V47H85ZM84 48V49H85ZM90 48V47H89ZM160 48V47H159ZM162 48V47H161ZM168 48V47H167ZM171 48V47H169ZM210 48V47H208ZM207 48V49H208ZM4 49V48H3ZM93 49V47H92ZM96 49V48H95ZM164 49V48H163ZM222 49V48H221ZM145 50L147 51V54L145 52ZM152 50V49H151ZM156 50L155 48L153 49V51ZM171 50V49H170ZM214 50V49H212ZM224 50V48H223ZM104 51V50H103ZM106 51V50H105ZM115 51V50H114ZM118 51V50H117ZM116 51V53H118ZM137 51V50H136ZM160 51V50H159ZM173 51V50H172ZM216 51V50H215ZM222 51V50H221ZM226 51V49L224 50ZM229 51V50H227ZM94 54L96 53L95 51H93ZM141 52V53H140ZM149 52V53H148ZM162 52V51H161ZM171 52V51H170ZM111 53V50H110ZM140 53V54H139ZM154 53V52H153ZM156 53V52H155ZM210 53V52H209ZM213 52L211 51V54ZM217 53V52H215ZM227 54L229 52H226ZM119 54V53H118ZM160 54V53H159ZM0 55L1 57H4V52L3 50L0 48ZM102 55V54H101ZM115 55V54H114ZM121 55V54H120ZM123 55V54H122ZM218 55V54H217ZM231 55V54H230ZM233 55V56H234ZM183 55H181L182 57ZM229 56V55H228ZM90 61V58H92ZM123 57V58H122ZM184 57V56H183ZM218 57V56H217ZM224 57V55H223ZM49 58V57H48ZM111 58V57H110ZM113 58V57H112ZM185 58V57H184ZM220 57H218V59H220ZM235 58V57H234ZM233 58V59H234ZM207 59V60H206ZM232 59V57H231ZM230 59V60H231ZM192 60H195L194 62H192ZM198 60V59H197ZM227 60V58H226ZM230 60H228L230 62ZM243 60V61H244ZM99 61V60H98ZM186 61V59H185ZM212 61V60H211ZM218 60H216L217 62ZM0 62H3L2 64L0 63V81H4L5 85L7 84V79L4 80L3 77H5V74L8 73V75H11V67L8 64H5L6 61H4L3 59L0 60ZM130 62H132V66L134 63V67L132 68ZM144 62H146V65H149V67L145 68L144 67ZM184 62V61H183ZM239 62V61H238ZM231 64H233L232 62H230ZM241 63V62H240ZM255 63V64H256ZM95 64L96 68L99 67V69L95 72L92 67V65ZM98 64V63H97ZM208 64V63H207ZM213 64V63H212ZM219 66L221 67V69L223 71H226V69L229 70V63H226L223 61V59L218 63ZM236 64V63H235ZM238 64V63H237ZM258 64V65H259ZM100 65V64H99ZM113 66V64H112ZM202 66V65H201ZM209 67V65H207ZM214 66V65H213ZM216 66V65H215ZM232 66V65H230ZM75 67L79 68V70L81 72H84L83 70L86 69L87 67H90L92 70V72L94 73L92 75V72L90 71L91 75L90 81L87 79H85L86 81L83 82V79L81 81H77V80H73L71 73L72 71L75 69ZM94 67V66H93ZM94 67V68H95ZM205 67V66H204ZM235 67V66H234ZM260 67V66H259ZM89 68V70H90ZM103 68H105L104 70H102ZM112 68V67H111ZM210 68V67H209ZM118 69V70H119ZM135 69V71H134ZM233 69V68H232ZM214 70V69H213ZM231 70V67H230ZM88 71V70H87ZM99 75H97V72H99ZM117 71V70H116ZM218 71V70H217ZM86 72V71H85ZM199 72V71H198ZM204 72V71H203ZM209 72V71H208ZM214 72V71H212ZM216 72V71H215ZM214 72V73H215ZM221 72V71H220ZM233 72V71H232ZM88 73V76L89 74ZM115 73V72H114ZM121 73V72H120ZM205 73V72H204ZM207 73V71H206ZM116 74V73H115ZM209 74V73H208ZM220 75V73H218ZM217 74V75H218ZM224 74V73H223ZM233 74V73H232ZM264 74V73H263ZM96 75V76H95ZM214 75V74H213ZM216 75V74H215ZM225 75V74H224ZM227 76H229V73L226 74ZM235 75V73H234ZM211 76V75H210ZM231 76V75H230ZM229 76V77H230ZM85 77V76H84ZM100 77H102L100 79ZM226 77V78H222V77H217V85L219 84H226L229 83V85L232 83V79L231 77ZM236 77V75H235ZM7 78H12V77H7ZM209 78V77H208ZM211 78V77H210ZM213 78V77H212ZM238 78V77H237ZM201 79V78H200ZM214 79V78H213ZM212 79V80H213ZM166 80V81H165ZM205 79H201L200 84L203 87H210L208 84V82L204 81ZM235 80V79H234ZM259 80V79H258ZM164 82V86H162V84H160V82ZM207 81V80H206ZM239 88L240 90H238L239 93H236L239 97H238V106H239V110L240 113L244 114L245 119H250L249 122H246V124L241 123V117L237 116L240 118L241 121H237L236 117H234L233 112H231L230 114H232L231 117L229 116L231 119H225L222 117V121H224L223 124H225V120L226 122H231L232 124H234L236 127H242L240 129H242L243 133L246 135V137H251L253 142H261L263 143L264 146V130H260L259 128H261L263 126L264 128V96L263 94H261L259 92V90L252 84L254 82H250L247 81V79L244 78H240L237 80ZM262 81V80H261ZM48 82V83H49ZM169 82V81H168ZM174 82V81H173ZM192 82V83H191ZM210 82V81H209ZM216 82V81H215ZM235 82V81H234ZM259 83V82H258ZM257 83V84H258ZM262 83V82H261ZM259 83V84H261ZM140 84V85H139ZM170 84V83H169ZM179 84V83H178ZM183 84V83H182ZM212 84V83H211ZM215 84V83H214ZM135 85V87L133 86ZM172 85V83H171ZM198 85V84H197ZM232 85V84H231ZM263 85V84H262ZM162 86V87H161ZM178 86V85H177ZM184 86V85H183ZM237 86V84H236ZM259 86V85H258ZM170 87V88H169ZM186 87V86H185ZM200 87V86H199ZM227 87V86H226ZM238 87V86H237ZM175 88V87H174ZM179 88V87H178ZM182 88V87H181ZM212 88V87H211ZM210 88V89H211ZM260 88H262L260 86ZM151 90H154V93H158L159 94V98L160 96L162 98H165L167 101V105H164L165 107L169 108L172 111H169V109L164 108L162 106L163 103L160 102L159 99L156 98V94L155 96H151L154 95L153 92L149 93L148 92ZM186 89V88H185ZM214 89V88H213ZM228 89V88H227ZM55 91V90H54ZM178 91V90H177ZM176 91V92H177ZM181 91V90H179ZM188 91V90H187ZM196 92H194L195 94H197L198 92H200L199 90H194ZM46 92V91H45ZM190 92V91H188ZM203 92V91H202ZM214 92V90H213ZM223 92V91H221ZM235 92H237L235 90ZM217 93V92H216ZM230 93V92H229ZM234 93V91H233ZM46 94V93H45ZM157 94V97H158ZM221 94V93H220ZM231 94V93H230ZM200 95V94H199ZM199 95L197 97H199ZM224 95H225V91H224ZM227 95V94H226ZM202 95H200L201 97ZM206 96V95H205ZM208 96V95H207ZM230 96V95H229ZM203 97V96H202ZM234 97V96H233ZM64 98H68V100L70 101L69 104H72L75 108H78L75 112L71 113V108L69 106H66ZM217 98V97H216ZM219 98V97H218ZM232 98V97H230ZM240 98V99H239ZM161 99V98H160ZM226 99V98H225ZM162 100V99H161ZM220 100V99H219ZM230 100V99H229ZM232 100V99H231ZM45 101V100H44ZM164 101V99H163ZM162 101V102H163ZM221 101V100H220ZM234 101V100H233ZM198 102H199V106L201 107H197L198 106ZM219 102V101H218ZM224 102V101H223ZM228 102V101H227ZM236 102V101H235ZM43 103V102H42ZM166 102H164L165 104ZM225 103V102H224ZM231 103V102H230ZM216 104V103H215ZM118 106H122L121 108H119ZM221 106V107H222ZM233 106V105H232ZM118 107V109H117ZM199 108V109H197ZM202 108V109H203ZM226 108V107H223ZM229 108H231V105L229 104ZM234 108V107H233ZM232 108V109H233ZM237 108V107H236ZM235 108V109H236ZM41 110V108H38ZM43 109V108H42ZM52 109H48V111L50 112ZM228 109V108H227ZM234 111H237L235 110ZM214 110V111H213ZM215 110H217L215 112ZM252 110V111H251ZM44 111V110H42ZM47 111V110H46ZM221 111V110H220ZM227 111V110H224ZM40 112V111H37ZM52 112V111H51ZM258 112V113H257ZM260 112V114H259ZM53 113V112H52ZM54 113V114H55ZM223 113V112H222ZM226 113V112H224ZM223 113V114H224ZM228 113V112H227ZM238 113V112H237ZM239 113V114H240ZM36 114V113H35ZM222 114V115H223ZM229 114V113H228ZM227 114V115H228ZM225 116V115H224ZM42 117V118H41ZM48 117H49V113H48ZM219 117V118H218ZM49 118V119H50ZM236 118V119H235ZM30 121V120H29ZM49 121V122H47ZM61 121V126L60 128H57L59 126L58 122ZM31 122V121H30ZM28 123V122H27ZM32 123V122H31ZM208 122L205 123V125ZM210 123V122H209ZM220 124V123H219ZM218 124V125H219ZM223 124H221L223 126ZM229 124V123H228ZM213 125V124H211ZM31 126V125H29ZM89 126L90 129L88 131H85L86 128ZM203 126V124H202ZM226 126V125H225ZM32 127V128H33ZM205 127V126H204ZM221 127V126H220ZM83 129V132H81V130ZM261 128V129H263ZM30 129V128H29ZM80 129V130H79ZM213 129V128H212ZM216 129V128H215ZM228 129V128H227ZM226 129V130H227ZM232 129V128H231ZM238 129V130H240ZM260 130L262 132H255L257 130ZM31 130V129H30ZM80 132H79V131ZM229 130V129H228ZM227 130V131H228ZM69 131L71 134L70 136H68V132ZM89 133L91 135H94L95 133L100 134V138L104 137L106 139V149L104 148L103 152H101V150H99L101 153H99V155H101V160L96 161L94 158H96L94 156V158L91 159L87 156V151H85L86 155L84 156V158H86V160L89 158L90 161V165L86 166V164H82L81 167L80 165V161L78 162L76 158H72L73 154H74V150L76 148L74 141H72L71 137L73 138H78V139H82V137H85V132ZM207 131V130H206ZM233 131V130H232ZM205 132V131H204ZM231 132V130H230ZM238 132V131H237ZM236 132V133H237ZM34 133V134H36ZM44 133V132H43ZM206 133V132H205ZM216 133V131H215ZM226 133V132H225ZM32 134V133H31ZM88 134V136H89ZM202 134V133H200ZM231 134V133H230ZM233 134V133H232ZM235 134V133H234ZM47 135V134H46ZM90 135V137H91ZM212 135V134H211ZM214 135V134H213ZM220 135V134H218ZM248 135V136H247ZM43 136V135H40ZM201 136V135H200ZM202 136H205L204 134ZM207 136V133H206ZM222 136V135H220ZM229 136V134H228ZM49 137V138H50ZM65 137V139H64ZM68 140H67V138ZM87 137V136H86ZM199 137V135H198ZM208 137H210V135H208ZM212 137V136H211ZM218 137V136H217ZM231 137V136H230ZM234 137V135H233ZM242 137V135H241ZM245 137V136H244ZM245 137V139H246ZM1 138V137H0ZM4 138V137H3ZM89 138V137H88ZM94 138V137H93ZM98 138V137H97ZM103 138V139H104ZM184 138V139H185ZM189 138V137H188ZM229 138V137H228ZM232 138V137H231ZM44 139V138H43ZM47 139V138H46ZM44 139V140H46ZM59 139V140H58ZM91 139V138H89ZM197 139V138H196ZM1 140V139H0ZM5 140V139H4ZM48 140V139H47ZM46 140V141H47ZM67 140V142H66ZM93 140V139H92ZM95 140V139H94ZM188 140V139H185ZM195 140V139H194ZM228 140V139H227ZM230 140V139H229ZM232 140V139H231ZM236 140V139H235ZM231 141L232 146H234L233 148L237 149L235 151H238L239 148H241V146H237L240 145L239 143H237V141ZM3 141V140H2ZM41 141V140H40ZM38 141V142H40ZM49 141V140H48ZM81 141V140H80ZM196 141V140H195ZM221 141H225V140H221ZM240 141V140H239ZM246 141V140H245ZM184 142V140H183ZM188 142V141H187ZM241 142V141H240ZM3 144V142H1ZM7 142H5L4 144H6ZM50 143V142H49ZM60 143V142H58ZM74 143V144H73ZM83 143V142H82ZM89 143V142H88ZM105 143V142H104ZM178 143V142H177ZM194 143V142H193ZM229 143V142H228ZM237 143V144H236ZM251 143V142H250ZM3 144V145H4ZM10 144V143H9ZM7 143V145H9ZM87 144V142H86ZM224 144V143H223ZM230 144V143H229ZM260 144V143H259ZM2 145V146H3ZM53 145V144H52ZM57 145V143H56ZM55 145V146H56ZM81 145V144H78ZM88 145V144H87ZM228 145V144H227ZM231 145V144H230ZM249 145V142H248ZM251 145V144H250ZM6 146V145H5ZM49 146V145H48ZM51 146V145H50ZM75 146V148H74ZM172 146V145H171ZM188 146V145H187ZM192 146V145H191ZM195 146V144H194ZM192 146V147H194ZM247 146V145H246ZM253 146V145H252ZM1 147V146H0ZM7 147V146H6ZM5 147V148H6ZM10 147V146H9ZM53 147V146H52ZM79 147V146H77ZM83 149V146H81ZM224 147V146H223ZM239 147V148H237ZM244 147V145H243ZM155 148V147H154ZM190 148V147H188ZM207 148V147H206ZM212 148V147H210ZM232 147H229V149ZM251 148V147H250ZM86 149V147H85ZM88 149H91L90 147H88ZM160 149V148H159ZM158 149V151H159ZM186 149V148H185ZM185 149H182L183 151ZM191 149V148H190ZM205 149V148H204ZM209 149V148H208ZM213 149V148H212ZM228 149V150H229ZM249 149V147H248ZM247 149V150H248ZM1 150L0 149V155H1ZM7 149H5L6 151ZM9 150V149H8ZM12 150V148H11ZM10 150V152H11ZM50 150V149H49ZM58 150V147H57ZM80 151V149H77ZM92 150V149H91ZM189 150V149H188ZM199 150L201 151L202 154H207L208 152L206 150H203L200 148ZM214 150V149H213ZM234 150V149H233ZM245 150V147H244ZM242 150V151H244ZM251 150V149H250ZM4 152V150H2ZM60 151V150H59ZM157 151V150H156ZM193 151V150H192ZM195 151V150H194ZM221 151V150H220ZM226 149H224L223 152H225ZM241 151V149H240ZM27 152V151H26ZM55 152V151H53ZM52 152V153H53ZM84 152V151H83ZM89 152V151H88ZM91 152V151H90ZM89 152V154H90ZM93 153H95V151L92 150ZM232 152V150H231ZM239 152V151H238ZM246 152V151H245ZM250 152V151H249ZM12 153V152H11ZM57 153V151H56ZM62 153V152H61ZM60 153V154H61ZM157 153V152H156ZM169 153V151H168ZM185 153V152H184ZM211 153V152H210ZM221 153V152H220ZM230 153V151H229ZM3 154H6L5 152ZM8 154V153H7ZM88 154V156H89ZM92 154V153H91ZM97 154V153H96ZM149 154V153H148ZM158 154V153H157ZM188 154V153H187ZM212 154H214L216 156L215 153L212 152ZM232 154V153H231ZM234 154V153H233ZM232 155H228L225 153V155H228V159H233L235 157H231ZM238 154V153H237ZM29 155V154H28ZM50 155V154H49ZM95 155V154H94ZM150 155V154H149ZM164 156L166 155L163 154ZM161 154V156H163ZM218 155V154H217ZM245 154L242 153V157ZM25 156H27L25 154ZM38 156V155H37ZM81 156V155H80ZM93 156V154H92ZM151 156V155H150ZM153 156H155L153 154ZM158 156V155H157ZM155 156V158L157 157ZM239 156V154H238ZM240 156V157H241ZM2 157V156H0ZM18 157V156H17ZM16 157V159H17ZM19 157L22 159V155ZM55 157V156H54ZM83 157V154H82ZM149 157V156H148ZM152 157V156H151ZM160 157V156H159ZM177 157L180 156H173L168 154L167 158L164 159V163L165 162H170L174 161L175 159H177ZM219 157V156H218ZM222 157V156H221ZM224 157V156H223ZM25 158V157H24ZM58 158V157H57ZM60 158V157H59ZM81 158V157H80ZM92 158V157H91ZM98 158H100L98 156ZM154 158V159H155ZM158 158V157H157ZM234 158V160L232 161H237L238 159L240 160V158ZM247 158V157H245ZM14 159V158H13ZM26 159V158H25ZM29 159V157H28ZM52 159V158H50ZM83 159V158H82ZM153 159V157H152ZM161 159V158H160ZM159 159V162H160ZM189 159H191V155L189 156ZM223 159V158H222ZM243 159V158H242ZM30 160V159H29ZM80 160V159H79ZM149 160V161H146ZM197 160V159H196ZM5 161V160H4ZM3 161V162H4ZM7 161V160H6ZM12 161V160H11ZM19 161V160H18ZM24 161V160H23ZM26 161V160H25ZM188 161V160H187ZM192 161V160H191ZM190 161V162H191ZM10 162V161H9ZM30 162V161H29ZM56 162V160H55ZM59 162V161H58ZM83 162V161H82ZM119 162V161H118ZM162 162V161H161ZM160 162V163H161ZM186 162V161H185ZM222 162V161H221ZM248 162V161H247ZM250 162V161H249ZM252 162V161H251ZM8 163V162H7ZM20 163V162H19ZM26 163H28L26 161ZM64 163V161L61 159V164ZM121 163V162H119ZM169 163V164H170ZM193 163V162H191ZM227 163V162H226ZM230 164H233V162H229ZM241 163V162H240ZM243 163V162H242ZM241 163V164H242ZM22 164V163H21ZM57 164V163H56ZM66 164V163H64ZM117 164V161H116ZM225 164V163H224ZM222 163V165H224ZM229 164V165H230ZM239 164V163H238ZM240 164V165H241ZM20 165V164H19ZM58 165V164H57ZM122 165V164H121ZM127 165V166H126ZM171 165V164H170ZM252 165V164H251ZM1 166V165H0ZM5 166V165H4ZM9 166V165H8ZM12 166V165H11ZM16 166V165H15ZM119 166V165H118ZM226 166V165H225ZM253 166L255 167L254 163ZM252 166V168H253ZM257 166V165H256ZM43 167V166H42ZM53 167V166H52ZM56 167V166H55ZM62 168V165L59 166V168ZM65 168V166H63ZM120 167V166H119ZM192 167V166H191ZM228 167V166H227ZM232 167V166H230ZM236 167V166H235ZM18 168H20L18 166ZM23 168V167H22ZM34 168V167H33ZM45 168V167H44ZM54 168V167H53ZM66 168V169H67ZM83 168V169H82ZM125 168L123 169V171L125 170ZM137 168V167H136ZM158 168V167H156ZM193 168V167H192ZM225 168V167H224ZM233 168V167H232ZM257 168V167H256ZM12 169V168H11ZM15 169V168H14ZM50 169V168H49ZM55 169V168H54ZM227 169V168H226ZM230 169V168H229ZM243 169V168H242ZM246 170V168H244ZM248 169V168H247ZM251 169V168H250ZM249 169V170H250ZM7 170H9V167L7 168ZM17 170V169H16ZM23 170V169H22ZM31 170V169H30ZM34 170V169H33ZM46 170V169H45ZM58 170V169H57ZM186 170V169H185ZM191 170V169H190ZM244 170V172H245ZM248 170V171H249ZM2 171V170H1ZM26 171V170H25ZM40 171V170H39ZM54 170H52L53 172ZM59 171V170H58ZM126 171V170H125ZM128 171V170H127ZM130 171V170H129ZM128 171V173H129ZM133 171V170H132ZM231 171V170H230ZM255 171V170H254ZM257 171V170H256ZM23 172V171H22ZM43 172V171H41ZM39 177H41V180L43 182L44 185H49V186H53L54 181L53 179H47L44 178L45 176H43L41 173ZM46 172V171H44ZM65 172V171H64ZM62 171V173H64ZM135 172V171H134ZM133 172V173H134ZM155 172V171H153ZM4 173V172H3ZM28 173V172H27ZM35 173V172H34ZM33 173V174H34ZM39 173V172H38ZM56 173V172H54ZM59 173V172H58ZM68 173V172H67ZM114 173V174H113ZM127 172H125L126 174ZM131 173V172H130ZM136 173V172H135ZM134 173V174H135ZM188 173V172H187ZM256 173V172H255ZM258 173V172H257ZM256 173V174H257ZM25 174V172L23 173V175ZM124 174V173H123ZM194 174V173H191ZM3 175V174H2ZM8 175V174H7ZM19 175V173H18ZM32 175V174H31ZM61 175V174H59ZM73 175V174H72ZM75 175V174H74ZM130 175V174H127ZM137 175V174H135ZM134 175V176H135ZM139 175V174H138ZM153 175V174H152ZM151 175V176H152ZM195 175V174H194ZM259 175V174H258ZM10 176V175H9ZM13 179L16 183H22L20 181H18L19 179H21V175L20 177H15V174H13ZM64 176V175H63ZM71 176V175H70ZM133 176V175H132ZM154 176V175H153ZM152 176V178H153ZM192 176V175H191ZM190 176V177H191ZM256 176V175H255ZM3 177V176H2ZM38 177V176H37ZM47 177V176H46ZM57 177V174H56ZM55 177V178H56ZM59 177V176H58ZM123 177V176H122ZM131 177V175H130ZM136 177V176H135ZM140 177V176H138ZM148 177V176H147ZM150 177V176H149ZM244 177V176H243ZM5 178V177H4ZM11 178V177H10ZM23 178V177H22ZM30 178V177H29ZM73 178V177H72ZM80 178V177H79ZM110 178H117L116 182L113 181V179L111 180ZM124 178V177H123ZM128 178V177H127ZM137 178V177H136ZM141 178V177H140ZM146 178V177H145ZM257 178V177H256ZM251 171H249V173L246 174L245 179H243L245 181V184H250L255 182L256 183V179ZM259 178V177H258ZM31 179V178H30ZM58 179V178H57ZM62 179V178H61ZM126 179V178H125ZM129 179V178H128ZM148 179V178H147ZM150 179V178H149ZM155 179V178H154ZM12 180V179H11ZM23 180V179H22ZM28 180V179H27ZM39 180V179H38ZM75 180V179H74ZM110 180V181H109ZM123 180V179H122ZM144 179H142L141 181L143 182ZM182 180V179H181ZM6 181V180H5ZM10 181V180H9ZM34 181V180H33ZM60 182V180H58ZM63 181V179H62ZM136 181V179H134V182ZM213 181V180H212ZM259 181V179L257 180ZM1 182V181H0ZM11 182V181H10ZM9 182V183H10ZM24 182V180H23ZM26 182V181H25ZM32 182V181H31ZM125 182H130L126 181ZM186 182V181H185ZM7 183V182H6ZM29 183V182H28ZM62 183V182H61ZM133 183V181L131 182ZM144 183V182H143ZM145 183H147V180L145 181ZM156 183V182H155ZM56 184V183H55ZM96 184V185H97ZM125 184V183H124ZM134 184H138L139 187L141 186V184L139 183H134ZM148 184V183H147ZM246 184V185H247ZM8 185V184H6ZM21 185V184H20ZM23 185V184H22ZM21 185V186H22ZM25 185V184H24ZM37 185V184H36ZM39 185V184H38ZM37 185V186H38ZM133 184H131L132 186ZM157 185V184H155ZM159 185V183H158ZM251 185V184H250ZM256 188V190L261 191L260 194H262L263 189H261V187L259 188V184H254ZM3 186V185H2ZM9 186V185H8ZM17 186V184L15 185ZM20 186V188H21ZM44 186V187H46ZM121 186V187H120ZM124 186V188H123ZM130 185L128 184L127 187H129ZM12 187V186H11ZM14 187V186H13ZM27 187V186H26ZM41 187V186H40ZM55 187V186H54ZM143 187V185H142ZM253 187V186H252ZM264 187V186H263ZM262 187V188H263ZM23 188V187H22ZM28 188V187H27ZM50 188V187H49ZM130 188V187H129ZM135 188V187H134ZM138 188V187H136ZM14 189V188H12ZM40 189V188H39ZM44 189V188H43ZM52 189V188H51ZM133 189V188H131ZM17 190V189H16ZM46 190L48 191V187H46ZM50 190V189H49ZM93 190V189H92ZM102 190V189H101ZM130 189L126 188L125 189V194L129 192ZM137 190V189H136ZM7 191V190H6ZM26 191V190H25ZM99 191V190H98ZM96 191V192H98ZM114 191V190H113ZM133 191V190H131ZM135 191V189H134ZM12 192V191H11ZM27 192V191H26ZM29 192V191H28ZM41 192V191H40ZM50 192V191H48ZM101 192V191H100ZM98 192V194L100 193ZM123 192V191H122ZM257 192V191H256ZM23 193V192H22ZM30 193V192H29ZM29 193H25V197H27L29 200L32 199ZM86 193V192H85ZM131 193V192H130ZM137 193V192H136ZM259 193V192H258ZM15 194V193H14ZM17 194V193H16ZM51 194V193H50ZM54 194V195H53ZM94 194V191H93ZM97 194V193H96ZM97 194V195H98ZM117 194V193H116ZM135 194V192H134ZM139 194V193H138ZM18 195V194H17ZM32 195V194H31ZM118 195V194H117ZM22 196V195H21ZM90 196V195H89ZM119 196V195H118ZM263 196V195H262ZM67 198V196H65ZM105 197V196H103ZM135 197V196H134ZM138 197V195H137ZM174 197V195H173ZM11 198V197H10ZM170 198V197H169ZM8 199V198H7ZM13 199V198H12ZM19 199V197L17 198ZM47 199V198H46ZM135 198H133L134 200ZM164 199V198H163ZM168 199V198H166ZM171 199V198H170ZM176 199V198H175ZM6 200V199H5ZM27 200V199H26ZM36 200V199H35ZM45 200V199H44ZM103 200V201H102ZM181 200V199H180ZM2 201V200H1ZM8 201V200H7ZM11 201V200H9ZM13 201V200H12ZM11 201V202H12ZM20 201V200H18ZM17 201V202H18ZM22 201V199H21ZM32 203L34 200H30ZM49 201V200H48ZM52 201V200H51ZM49 201V202H51ZM173 201V200H172ZM184 201V200H183ZM16 202V201H15ZM23 202V201H22ZM21 202V203H22ZM43 202V201H42ZM75 202V201H74ZM73 202V203H74ZM106 204H103V203ZM126 204V200L124 201ZM130 202V200H129ZM162 202V201H160ZM167 202V201H166ZM175 203L177 201H174ZM185 202V201H184ZM183 202V203H184ZM34 204L36 203L37 205H35L36 208V212H38L39 210H42L40 212H43L42 207L39 208L38 206V202L35 201L33 202ZM48 203V202H47ZM52 203V202H51ZM77 203V202H76ZM114 203V204H113ZM128 203V200H127ZM131 203V202H130ZM134 203V202H132ZM131 203V204H132ZM173 203V202H172ZM181 203V202H180ZM199 205L201 206V204L203 203L202 201H198ZM4 204V202L2 203ZM14 204V203H13ZM19 204V203H18ZM41 204V202H40ZM46 204V203H45ZM136 204V203H135ZM138 204V203H137ZM136 204V205H137ZM171 204V203H168ZM167 204V205H168ZM174 204V203H173ZM177 204V203H176ZM174 204V205H176ZM179 204V203H178ZM186 204V203H185ZM21 205V204H20ZM19 205V206H20ZM42 205V204H41ZM48 205V204H47ZM106 205V207H105ZM129 205V204H128ZM160 205V204H159ZM166 205V206H167ZM180 205V204H179ZM1 206V205H0ZM6 206V205H5ZM29 206V203H28ZM31 206V205H30ZM27 207L28 211H27V215L30 218L33 217V213L35 214V209H32ZM44 206V205H42ZM51 206V205H50ZM79 206V205H78ZM83 206V207H82ZM112 207H114L115 211L113 212L112 209H110ZM127 205H125L126 207ZM157 206V205H156ZM172 206V204H171ZM25 207V206H24ZM46 207V206H45ZM124 207V205H123ZM143 207V206H142ZM153 207V206H152ZM174 207V206H173ZM170 208V209H173ZM179 207V206H178ZM177 207V208H178ZM182 207V206H181ZM186 207V206H185ZM192 207V206H191ZM1 208V207H0ZM22 208V207H21ZM50 208V207H49ZM132 208V211H130ZM155 208V207H154ZM168 208V207H167ZM199 208V207H198ZM16 209V208H15ZM39 209V210H38ZM124 209V208H122ZM127 209V208H126ZM166 209V207H165ZM180 209V208H179ZM192 209V208H191ZM20 210V209H19ZM38 210V211H37ZM175 209H173L174 211ZM185 210V209H184ZM189 210V209H188ZM4 211V209H3ZM9 211V210H8ZM22 211V210H21ZM51 211V210H49ZM63 211H66V218L62 217L63 219L60 221V216L63 214ZM123 211V210H122ZM121 211V212H122ZM6 212V210H5ZM17 212V211H16ZM39 212V213H40ZM124 212V211H123ZM195 212V211H194ZM193 212V213H194ZM198 212V211H197ZM3 213V212H2ZM9 213H11L9 211ZM24 213V212H23ZM45 214V212H44ZM185 214V213H184ZM189 214V213H188ZM192 214V213H191ZM197 214V213H196ZM11 215V214H10ZM13 215L14 212H13ZM17 215V213H16ZM19 215V214H18ZM24 215V214H23ZM22 215V216H23ZM37 215V214H35ZM34 215V216H35ZM39 215V214H38ZM43 215V213H42ZM42 215H39L40 217H42ZM65 215V214H64ZM186 215V214H185ZM45 216V215H44ZM127 216V217H126ZM177 216H179L181 218V223L177 221ZM191 216V215H190ZM193 216V215H192ZM22 218V217H21ZM189 219V216L187 217ZM215 218V217H214ZM19 219V218H18ZM191 219V218H190ZM25 220V219H24ZM27 220V219H26ZM25 220V221H26ZM34 220V218L32 219ZM41 220V218H40ZM260 220H264L263 218L260 217ZM9 221V220H8ZM16 221V220H15ZM39 221V219H38ZM37 221V222H38ZM193 221V220H192ZM28 222V221H27ZM26 222V223H27ZM36 222V223H37ZM40 222V221H39ZM62 222V224H61ZM187 222V221H186ZM212 222V221H211ZM214 225H216V227H222L224 231V234H229L227 231V225L225 222H223L222 220V224H218L220 222V220L217 218L213 219ZM30 223V222H29ZM34 223V222H33ZM41 223V222H40ZM259 223V222H258ZM257 223V224H258ZM262 223V222H261ZM16 224V223H15ZM23 224V223H22ZM31 224V223H30ZM29 224V225H30ZM42 224V223H41ZM187 224V223H186ZM263 224V223H262ZM18 225V224H17ZM28 225V224H26ZM36 225V224H35ZM264 225V224H263ZM15 226V225H14ZM37 226V225H36ZM41 226V225H40ZM188 226V225H187ZM17 227V226H16ZM20 227V226H19ZM25 227V225H24ZM175 227H178L181 231L182 235L179 234H175L174 230ZM258 227V226H257ZM29 228V227H28ZM27 228V229H28ZM193 228V229H192ZM196 228V227H195ZM206 228V227H205ZM263 228V227H262ZM31 229V228H30ZM34 229V228H32ZM42 229V228H40ZM51 229V228H50ZM18 230V229H17ZM36 230V229H35ZM21 231V230H20ZM27 231V230H26ZM32 231V230H30ZM42 232V231H41ZM169 233L168 236L165 235V233ZM261 232V231H260ZM49 232V234H52ZM187 235V233H190L191 237L186 238L187 240H185L183 238V235L185 236V234ZM212 233V232H211ZM218 233V232H217ZM220 233V232H219ZM136 234V235H135ZM262 234V233H261ZM73 235V234H72ZM77 235V236H78ZM135 235V236H134ZM188 235V236H190ZM210 235V234H209ZM212 235V234H211ZM210 235V236H211ZM214 235V234H213ZM220 235V234H217ZM47 236V235H46ZM216 236V235H215ZM225 235H223L224 237ZM231 236V235H229ZM228 236V237H229ZM51 237V236H50ZM195 237V236H194ZM222 237V233L221 236L219 237V239ZM27 238V237H26ZM54 239V236L52 237ZM217 238V236H216ZM226 238V237H225ZM73 239V238H72ZM198 239V238H197ZM215 239V238H214ZM218 239V240H219ZM222 239V238H221ZM31 240V239H30ZM41 240V239H40ZM195 240V239H194ZM201 240V239H200ZM225 240V239H223ZM227 240V239H226ZM229 240L231 241V239L229 238ZM229 240H227L228 242H230ZM264 241V239H262ZM42 241V240H41ZM50 241V240H49ZM48 241V242H49ZM75 241V240H74ZM73 241V242H74ZM204 241V240H203ZM207 241V240H206ZM209 241V240H208ZM220 241V240H219ZM262 241V248L264 247V243ZM55 242V241H54ZM72 242V241H71ZM70 242V243H71ZM75 242V243H76ZM192 242V243H191ZM201 242V241H200ZM218 242V241H217ZM42 243V242H41ZM43 243H45L43 241ZM52 243V242H51ZM74 243V246H75ZM219 243V242H218ZM216 243V244H218ZM227 243V242H226ZM36 244V242H35ZM55 244V243H54ZM201 244V243H200ZM213 244V243H212ZM215 244V243H214ZM220 244V243H219ZM218 244V246H219ZM221 244L224 245V247L226 248L225 251L222 252V254H224V252L228 251L227 249H229L228 244H225L224 241L221 240ZM39 245V243H38ZM49 245V244H47ZM167 245V244H166ZM205 252H209L210 250V246L209 244L206 242L205 244ZM230 245V244H229ZM43 246V245H42ZM54 246V245H53ZM64 246V247H65ZM215 245H212V247H214ZM222 246V245H220ZM56 247V246H55ZM54 247V248H55ZM62 247V246H61ZM63 247V248H64ZM166 247V246H165ZM172 247V246H171ZM177 247V246H176ZM232 247V246H231ZM54 248H50V252H52V249L54 250ZM62 248V249H63ZM220 248V247H219ZM222 248V249H225ZM38 249H40L38 247ZM58 249V247L56 248ZM67 249V248H66ZM71 249V248H70ZM215 250V247L213 248ZM212 249V250H213ZM12 252V249H10ZM65 250V249H64ZM179 250V249H178ZM264 250V249H263ZM68 251V250H65ZM165 251V250H164ZM184 251V250H183ZM10 252V251H9ZM10 252V253H11ZM58 251H56L57 253ZM231 252V250H230ZM54 253V251H53ZM55 253V254H56ZM59 253V252H58ZM163 253V251H162ZM217 253V252H214ZM229 253V252H226ZM225 253V254H226ZM264 253V252H263ZM14 254V253H12ZM22 254V253H21ZM30 254V253H29ZM61 254V253H59ZM68 254V252H67ZM71 254V253H70ZM153 254V253H152ZM221 254V253H219ZM218 254V255H219ZM258 254H261L260 256ZM53 255V254H52ZM57 255V254H56ZM66 255V254H65ZM65 255L63 256L65 258ZM146 255V254H145ZM214 255V254H213ZM217 257L218 255L215 254ZM214 255V256H215ZM231 255V253H230ZM229 255V256H230ZM232 259L236 260L235 262H237L238 264H240V260L239 256L236 255L235 252L232 251ZM54 256V255H53ZM60 256V255H57ZM62 256V255H61ZM60 256V257H61ZM144 256V255H143ZM148 256V255H146ZM256 256L258 258V261H254L253 264H264V256L262 253L257 252ZM255 256V259H256ZM180 257V256H179ZM231 257V256H230ZM142 258V257H141ZM225 258V257H223ZM62 259V258H61ZM190 259V258H189ZM221 259V257H220ZM243 259V258H242ZM11 260V259H10ZM59 260V258H58ZM57 257L54 256L52 257L51 261L52 264H57L58 261ZM63 260V259H62ZM65 260V259H64ZM246 260V259H245ZM50 261V262H51ZM58 261V262H57ZM71 261V260H70ZM234 262V261H233ZM232 262V263H233ZM240 262V263H239ZM246 262V261H245ZM3 263V262H2ZM44 263V262H43ZM179 263V262H178ZM193 263V262H192ZM230 263V262H229ZM228 263V264H229ZM231 263V264H232ZM236 263V264H237ZM247 263V262H246ZM245 263V264H246ZM51 264V263H50ZM65 264V262H64ZM68 264V263H67ZM139 264V263H138ZM234 264V263H233ZM252 264V263H251Z\"/></svg>",
  "mask_w": 264,
  "mask_h": 264
}]
</instances>
